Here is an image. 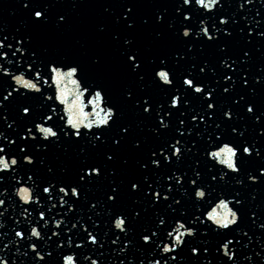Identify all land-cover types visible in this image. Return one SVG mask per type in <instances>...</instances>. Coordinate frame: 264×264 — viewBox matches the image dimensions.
<instances>
[{"label": "snow or ice", "instance_id": "6c2138e0", "mask_svg": "<svg viewBox=\"0 0 264 264\" xmlns=\"http://www.w3.org/2000/svg\"><path fill=\"white\" fill-rule=\"evenodd\" d=\"M252 3L253 0H243L238 9L243 10ZM84 6L87 4L82 0H72L70 4L72 9ZM142 6H145L142 0H113L99 5L101 15L106 19L91 26L95 34L107 35L118 53L111 66L102 53L93 52L88 57L93 68L112 78L115 98L105 84L82 86L81 79H77L84 73L82 64L40 60V52L33 46L36 37L32 33L21 34L17 29L20 38L13 36L9 41L4 27H0V188L3 189L0 194L8 192L4 187L8 174L11 173V179L16 181L17 170L23 165L29 170L25 173L26 179L40 189L36 194L32 187L24 184L17 187L16 194L24 203L32 206L42 200H52L55 192L57 203L62 208L67 206V212H74L84 199L97 216L94 224L98 226L103 221L95 210L101 202L95 198L88 200L84 186L106 181L102 203L108 212V223L113 226V235L118 230L124 237L119 247L124 256L117 258L119 264L128 260V245L131 243L128 233L134 231L133 221L150 209L154 213L152 226L135 235L141 247L155 251V256L137 257L128 264H214L217 259L221 264H237L241 249L247 245L237 248L235 245H239L240 240L234 243L229 237H234L241 226L245 215L244 200L239 192L217 193L216 189L221 182L229 180L251 187L254 192L264 186V104L257 102L258 89H264V62L252 72L246 67L253 55L251 48H242L234 57L231 28L236 20L226 11L223 0H176L169 5L152 4L151 11L141 16L139 9ZM21 7L28 12L31 24L41 28L51 22L57 0H21ZM198 12L201 13L198 23L193 24ZM255 15L262 16L261 10ZM55 23L63 27L69 23V17L57 11ZM142 29L151 43L145 44L144 40L138 39L137 34ZM239 31L248 43L256 37L264 40V24L259 20L249 21ZM76 43L84 47L79 40ZM157 43L169 44L170 50L153 52L152 45ZM209 46L215 47L212 57L206 55ZM262 49L264 45L256 51ZM38 61L42 68L37 67ZM58 63L61 66H57ZM180 66H183V72L177 86L176 70ZM45 71L48 75H44ZM237 79L244 91L233 98ZM49 80L55 90L52 95L45 96L41 84H48ZM10 81L30 90V94H38L45 102L42 107L51 101L49 112H41L37 121L33 117L32 105L21 103L16 105L14 115L11 109L20 95V88ZM154 89L163 91L164 96L158 100L153 95ZM85 98L90 111H85ZM222 98H227L230 103L222 104ZM55 101L65 105L66 120L61 119L66 126L52 123L50 113L56 111ZM241 104L243 113L234 112L235 106ZM126 107L136 119L125 116ZM245 119H250L255 126V136L251 139L247 138L246 129L239 127V121ZM170 130L174 134L169 135ZM230 136L235 139H229ZM150 139L155 141L151 146ZM201 142L209 146L203 151V158L207 161L205 168L200 167L202 160L197 156L193 161L195 167L185 171L180 165L194 149L199 153ZM6 145H16L17 151L11 152ZM73 146L78 157H85L76 165L75 179L37 184L31 171L37 165L53 177L57 169L65 175L70 174L68 164L52 163L47 153L55 148L68 155ZM89 154L91 158H88ZM249 162H255L256 166L246 167ZM162 169L166 171L162 172ZM125 192L130 209L114 211ZM258 196L259 192H256L251 199L255 201ZM186 198L192 204L191 209L185 206ZM209 198H213L208 205L210 210L197 214V206L207 203ZM5 203V199H0V207ZM169 213L172 214L171 222ZM3 215L0 211V216ZM247 215L252 225L261 221L258 227L264 234V220L261 219L264 211L248 209ZM38 216L40 221L48 223L45 210H40ZM63 219H53L55 226L60 228L59 232L48 228L53 236L59 237L64 232ZM206 221H211L215 229ZM76 227L73 223L68 231ZM84 230L87 241L103 247L98 234L88 231L87 225ZM213 231L221 236L215 248L207 240ZM27 234L36 238L27 241L32 250V264H48L53 252H44L39 245L42 234L47 239L51 237L37 224H32ZM25 235V231H14V236L21 240ZM241 238L247 239L248 233L242 232ZM65 240L73 243L72 236L67 235L57 244L61 250ZM84 243L81 240L76 248ZM112 244H116V240H112ZM24 256H28L27 251ZM83 260L102 264L99 256L97 259L85 256ZM244 261L264 264V250H253ZM60 262L79 264L76 253L62 255ZM0 264H9V259L0 257Z\"/></svg>", "mask_w": 264, "mask_h": 264}, {"label": "water", "instance_id": "95a60500", "mask_svg": "<svg viewBox=\"0 0 264 264\" xmlns=\"http://www.w3.org/2000/svg\"><path fill=\"white\" fill-rule=\"evenodd\" d=\"M71 2L72 0H57V8L53 10L51 22L44 27L37 28L31 24L28 12L21 7V0H0V27H4V34L8 35L9 41L12 40L13 36H17V39L20 38V36L17 35V29H19L21 34L32 33L36 37L33 46L38 48L40 52V60L44 61L45 63L51 60L69 64L75 61L82 64L84 66V73L77 77V79H81L82 86L90 87L95 84H105V86L110 88L113 97L115 98L116 91L112 82V78L106 72L93 68L88 60V57L91 53L99 52L106 57L108 66H111L112 62L118 55L115 47L109 42L107 35H97L92 31L91 27L93 23L106 19L101 15L102 8L99 7V5L112 3L113 0H82L83 3L87 4V6L81 7L79 9H72L70 7ZM142 2L145 6H142L139 9V14L141 16H143L146 12L151 11L152 4L169 5L175 3L176 0H142ZM223 2L226 11L229 14L234 15L236 20V23L231 28V31L233 32V38L231 40L232 53L235 57L236 55H239L242 48H251L253 50V55L251 61L248 65H246V67L250 68L252 72H255L260 68L262 62H264V55H261V51H264V49L261 51H256L257 49L262 48V45H264V40L256 37L251 43H248L247 38L241 35L239 29L241 27L247 26L249 21L254 23L255 21L259 20L261 24H264V18H262L264 17V0H253L252 5H246L245 9L243 10L238 9V4L243 2V0H223ZM257 10H261L262 16L258 17L255 15ZM57 11L63 12L69 17V23L63 27H58L55 23V12ZM171 11L172 9L170 8V12ZM200 15L201 13H196L192 21L193 24L198 23V18ZM212 19L214 20L215 17L213 16ZM205 23H208V18H205ZM137 35L138 39L141 41L144 40L145 44L151 43L150 39L147 37V33H145L143 29ZM77 40H79L80 44L84 45V47L78 45L76 43ZM167 50H170L169 44L157 43L152 45L153 52ZM214 54L215 47L209 46L206 55L212 57ZM9 59L12 58L9 57ZM148 60L150 62L151 53L148 54ZM191 62L195 63L196 61ZM57 66H61V63H58ZM37 67L42 68L43 65L38 61ZM148 71L150 72V68H148ZM176 71V83L177 86H179L180 76L183 72V66L178 67ZM13 74H16L14 69ZM44 75H48V72L45 71ZM81 77H83V79ZM85 79L87 80V83H85ZM10 82L13 84V86L20 88V95L17 97V100L11 109L14 115L16 114V105L21 103L32 105L33 117L37 121H39L41 112H49V108L52 104L51 101L47 102L46 107H42V104L45 102L38 94H30V90L15 85L14 81ZM4 86L7 87V82H4ZM41 87L44 90L45 96L52 95L54 93L55 85L51 82V80H49L48 84L42 83ZM69 88H71V85H69ZM243 91L244 90L239 86V80L237 79L235 92L232 93L233 98L236 97L237 93L243 94ZM258 92L259 95L257 97V101L262 89H258ZM153 95L159 100L164 96V93L159 89H154ZM55 103L57 106L56 111L50 113L53 117L52 123L58 126H66L61 119L64 118L66 120V114L64 112L65 105L59 101H55ZM221 103H230V101L227 98H222ZM84 104L85 111H90V106L87 104L86 98L84 99ZM234 112L243 113V105H236ZM125 116L127 118L136 119L135 114L127 109V107L125 108ZM249 121L250 119L239 121V127L241 129H246ZM143 126L144 125H141V127ZM84 131H87V129H84ZM171 134L174 133L170 130L169 135ZM229 139H235V137L230 136ZM153 143H155V141L150 139L149 145L151 146ZM205 147L209 146L201 142L199 153H197L194 149L193 153L188 154V156L184 159L180 167H182L185 171L195 167L193 161L197 156H199V158L202 160L200 167L202 169L205 168V165L207 164V161H205L203 158V151ZM6 148L13 153L17 151L16 145H6ZM47 158L56 165H60L61 162L68 164L71 168V172L70 174L65 175L64 173H61L59 169H57L56 175L53 177L47 173L44 168L37 165L31 169L37 184H42L46 181L56 183L60 180L67 181L75 179L76 165L85 159L84 156L78 157L76 155L75 146L72 147L68 155H65L63 152L58 151L55 148H51L47 153ZM88 158H91V154H89ZM207 167L210 168L211 165H207ZM28 171L29 170L27 168H24L23 165H21V169H18L16 173V181L11 179L12 174L9 173L6 178V182L4 183V187L8 188V192L0 194V199H5L6 201L5 205L0 207V211H3L4 213L3 216H0V257L9 259V264H32V250L28 247L27 241H35L36 238L29 236L27 233L32 224H37L43 229V233H47V236L51 237V239H47L42 234L41 244L39 245V247L42 248L44 252H53V256L48 258V264H61L60 257L65 254L72 253L77 254L79 264H90V262L83 260L85 256H90L91 259H97L99 256L102 264H119L117 258H123L124 256V253L119 251V247L121 246V242L123 241L124 237L119 234L118 230H116V234L113 235V226L108 223V212L104 210L105 206L102 203L107 182L101 181L99 183L87 184L84 186V191L87 193L88 200H93V198H95L96 201L101 202L100 207H98L95 211L101 214L103 222L97 226L94 224L97 216L89 208L87 201L84 199H81L74 212H67V206L62 208L57 203L58 195L55 192L52 194L54 197L52 200H42L39 204L33 203L32 206L24 203L16 194L17 187H19L21 184H24L26 186L32 187L33 192L36 194H39L40 191L39 188L33 187L32 181L26 179L25 173ZM161 171H166V169H162ZM191 174V171H189V176H191ZM204 175L205 179H207L206 170ZM225 185L226 182H221V186L217 187L216 192L219 193L224 191ZM0 193H3L2 188H0ZM213 196H215V194H213ZM132 199H136V197H133ZM212 200L213 198H209L207 203L198 205L197 214H199L200 211H204L205 209L210 210L208 205L212 203ZM53 205H55L54 208ZM185 206L188 209L192 208V204L189 200H187V198L185 199ZM130 207L131 204L129 197L125 192L122 200L114 206L113 210H128ZM163 207L164 206L162 205L161 210H163ZM25 209L27 210L26 214ZM40 210H45V219L48 220L47 224L39 220L38 212ZM171 215L172 214L169 213L170 222ZM61 217H64L62 220L64 232L59 237L53 236L52 233L48 231V228L51 227L53 231L59 232L60 228L55 226L53 219H60ZM89 217H91V219H89ZM153 222L154 213L151 209L147 214L133 221L132 227L134 231L128 233L131 243L128 245V260L125 261V264H128V261H136L137 257L143 259L145 256H155V251L141 247L140 242L135 235V233L140 232L143 228L152 226ZM206 222L211 226L213 225L211 221ZM73 223H75L77 227L69 232L68 229L71 228ZM85 225L88 226V231L93 232V234H98V238L103 247H100V245H92L90 241L86 240L84 230ZM16 230L25 231L26 235L24 240L14 236V231ZM67 235L72 236L73 243L69 244L65 240L63 250H61L57 247V244L59 243V240L64 239ZM161 235H163V233H161ZM117 236H119V239H117ZM208 238L209 236L207 237V240ZM81 240H84L85 243L79 249H77L76 245L79 244ZM112 240H116V244H112ZM156 243H159V240H157ZM4 245H8V247L5 248ZM17 249H19V251H17ZM25 251L28 252L27 257L24 256ZM186 251L187 249H185V252ZM100 253H103V255L100 256Z\"/></svg>", "mask_w": 264, "mask_h": 264}]
</instances>
